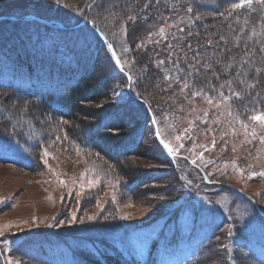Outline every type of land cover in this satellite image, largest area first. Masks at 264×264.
Returning a JSON list of instances; mask_svg holds the SVG:
<instances>
[{
    "label": "rangeland",
    "instance_id": "obj_1",
    "mask_svg": "<svg viewBox=\"0 0 264 264\" xmlns=\"http://www.w3.org/2000/svg\"><path fill=\"white\" fill-rule=\"evenodd\" d=\"M204 4L205 0H0V13L5 6L46 15V22L67 17L71 21L75 19V23H83L78 31L70 34L59 35L30 25L22 26L19 32L25 46L39 56L48 54L58 63L67 61L69 56H74L75 62L78 58H83L84 63L91 59L104 75L114 76L109 101H105L101 110L110 112L118 107L115 116L124 120L130 118L132 125L129 128L124 123L122 134L137 127L144 138L134 155L122 158L126 162L124 170L130 174V169L135 168L137 174L156 179L143 188L125 193V185L131 180H126L115 169L120 164L113 165L82 147L85 141L80 136L76 147L67 135L45 144L41 153L48 151L47 165L41 153L35 154L33 160L36 159L37 164L32 171L0 164V230L4 231L0 236V264H40L27 258L22 249L25 245L35 244L38 253L45 256L47 249L37 244H76L77 250L78 243L92 240L98 243L102 240L103 244L115 242L128 254V264H138L144 262L145 246L172 240L175 235L180 236V241L174 239L170 245H155V252H160L158 264H180L172 258L179 253L185 255V250L194 251L197 244L198 250L207 240L202 255L192 264H259L254 254L260 258L264 251L253 252L251 247L254 243H264V175H261L264 173V144L250 133L254 126L257 137L264 134V130L253 125L249 116L257 108L264 111V101L252 103L232 98L233 115L229 116L226 109L217 110L202 97L191 98V90L196 88H205L210 96L214 95L205 84L210 78H213V87L225 81L222 78L228 57L237 54L244 42L238 39L244 37L239 28L245 16H254L256 12L240 9L231 16L220 14L208 23L206 18L212 15L207 12L187 11L191 5ZM128 16L135 19L129 21ZM197 16L201 18L196 19ZM85 19L97 22L110 32L119 61L133 75L131 81L123 82L121 74L113 70V64L105 59L104 50ZM60 21L68 26L66 19ZM161 27L163 34L159 33ZM217 27L222 32L228 30L225 49L230 51L221 50V63L216 68L205 69L202 65L210 64L211 49L219 47L220 34L212 37L218 32L214 33ZM250 27L251 24L245 26V31L249 32ZM38 31L47 40L55 34L56 40L68 39L67 55L63 51L50 52L49 40L47 44H39L41 47L37 45ZM254 41L255 38L248 43L257 46ZM16 45L10 44L8 48L12 50ZM16 50L23 51L18 46ZM20 55L16 64H26V56ZM160 61L164 63L161 65ZM11 62H6L3 69L13 71ZM190 71L195 75L186 79L194 88L185 89L182 94L179 77ZM165 75L170 78L165 80ZM0 80L28 90L54 89L23 75L16 77L0 72ZM102 87V84L97 86ZM223 91L231 97L228 88ZM194 108L197 111H193ZM204 109L209 113L206 117ZM148 111L154 118L153 126L146 115ZM237 115L248 125V135L234 119ZM67 131L77 133L74 127ZM156 134L171 145V158L165 156L162 147L155 142ZM177 135L180 140L176 139ZM67 143L72 149L65 146ZM4 144L7 145L0 148L3 159L11 156L19 161L17 156L27 154L26 146L14 142ZM195 166L202 168L214 182L228 183L231 188L216 183L204 185ZM85 172L88 178L96 180L91 187L87 179H81V173ZM109 173L112 175L106 176ZM170 214L175 217L170 219ZM166 223L167 227L162 228ZM130 240L144 250L128 248ZM57 254L60 258L55 260L56 264H70L65 257V247L57 248Z\"/></svg>",
    "mask_w": 264,
    "mask_h": 264
},
{
    "label": "trees",
    "instance_id": "obj_2",
    "mask_svg": "<svg viewBox=\"0 0 264 264\" xmlns=\"http://www.w3.org/2000/svg\"><path fill=\"white\" fill-rule=\"evenodd\" d=\"M230 4L229 0H205V4L202 6H191L194 12H207L212 15V17L206 18V22L211 23L213 22L212 19L219 17L224 9L230 7ZM1 11L0 17L15 16V18H20L22 15L30 12L28 9H7L5 6L1 8ZM256 16L257 13L249 17L250 24L252 22L259 23L258 20H255ZM33 24L29 22L22 23V21L0 20V66L3 67L8 62L4 60L5 57L6 59L12 57L11 50L8 48L9 45L17 44L14 48L17 49L18 46L23 51L20 52L14 49L13 63L15 64H13V69L18 74L24 72L25 75H31L36 82H40L42 85H55L57 89H44L41 92L31 94L30 92L25 93L2 84L0 85V143L14 142L26 146L27 154H21V157L24 160H29L28 164L21 162L16 165L12 162L2 161H0V164H8L17 168L22 166L24 167L23 170L32 171L37 164V160H33V157L35 154L41 153L45 144L54 141L59 136L67 135L70 143L76 147V139L80 136L85 141V144L81 145L82 147L91 150L113 165L120 164L116 165L115 169L126 180L128 178L131 180L130 183L125 185V193L139 189L140 187L143 188L154 180L156 181L151 176L145 177L137 174L135 168L130 169V171L132 170L130 174H127L128 172L124 170L126 162L122 158L134 155L142 143L137 144L135 142V137L132 134L135 131L122 134L121 131L125 128L121 127L122 123L124 121L125 123H131V119L124 120L118 116H112L117 114L118 109L116 108L118 107L113 108L110 112L101 110V107H105V101H109L112 92L111 82L114 76L109 78L104 75L91 59H87L88 61L84 63L83 58H78L76 59L77 62H72V65L64 62L57 64L55 58L50 55L44 54L39 56L29 50L25 46L24 38H21L22 35L19 31L22 26H33ZM218 29V27L214 29V33L218 32L212 35V37H218L220 34L219 47L211 49L210 53V64L211 67L215 68L219 64L216 63V60L219 59L221 61L219 56L221 50L223 51L226 48L229 41L227 39L228 30L222 32ZM36 34L37 45L47 44L46 38L41 37L39 31ZM221 37L225 39L221 40ZM61 42L56 39L51 40L47 44L50 52L56 54L60 50L59 44ZM64 43L65 47H67L68 42L64 40ZM242 43L241 50L236 52L237 54L233 57L238 58L245 50L244 42ZM249 46L254 49L259 47V45L255 46L253 44H249ZM20 54L26 56L28 60L26 64H16L15 61L21 57ZM253 60L256 64L257 62L260 65L264 63V57L259 52L255 54ZM125 70L133 78L132 73L127 67ZM232 76H235V66L230 68L229 72L222 79L226 80ZM212 79L210 78L209 81ZM257 79L259 86L255 89L249 90L246 86H243L246 94L244 102H251L250 97L256 96L257 93H260L264 97V77H258ZM98 84H102L103 87L101 89L97 88ZM205 84L207 88L211 89L213 87L212 82L209 85L208 81H206ZM232 87L240 90L242 86L234 83ZM261 101H264V99L258 102ZM101 116L103 118H100ZM110 117H114L111 119L114 124L108 122ZM65 121L67 123H64ZM71 127L76 129V135H73V132L67 131ZM129 128H132V125ZM114 133L118 134L114 136ZM135 136L138 138L137 134ZM70 143H67L65 146L72 149ZM131 145L137 146L130 148ZM131 149L135 151H130ZM110 174L112 175V173H109L106 176ZM77 229L80 230L81 228ZM85 243V247L80 249V257L82 256L85 262L83 264H128V254L118 250L113 244L109 246L111 252L108 253L107 248L103 247L104 251H101V248L98 247V244L99 246L100 243L101 245L103 244L102 240L100 243L95 240L91 242L85 241ZM22 249L27 256L25 246Z\"/></svg>",
    "mask_w": 264,
    "mask_h": 264
},
{
    "label": "snow or ice",
    "instance_id": "obj_3",
    "mask_svg": "<svg viewBox=\"0 0 264 264\" xmlns=\"http://www.w3.org/2000/svg\"><path fill=\"white\" fill-rule=\"evenodd\" d=\"M253 6H256L255 9ZM240 9H247L249 12L255 11L257 13V16L255 17V20H258L259 23L252 22L251 27L249 28V32L245 31V26H248L250 24V18L248 16H245L243 20V26L239 28L240 33H244V37H238V39H244L245 44V50L242 52V54L237 58L233 56L228 57V63L224 69L225 73L228 72L229 68H233L235 65H239L238 67H235V76L230 77L229 79H226L223 83H220L216 87H212L210 91L214 93V95H209L208 91L205 90V88H196L195 90H191L194 88V85L190 84L189 81L186 79L187 76H194L195 72L190 71L185 74V76L179 77V79L182 81V87L180 88V92L182 94L185 93V89L191 90V98L195 97H202L203 100L211 107H215L217 110L220 109H226L227 114L229 116H232V110H231V104L230 100L232 98H235L236 100H243L246 98V94L244 92V87L246 86L247 89L252 90L255 89L257 86H259L258 77H264V63L261 65H257L253 57L255 56L256 52H259L262 57H264V0H236V2H233L230 4V7L225 10L224 13H221L222 16H231L233 15L237 10ZM188 12H192V8L189 7L187 9ZM201 17L197 16L196 19H200ZM135 19L134 16H128L129 21H133ZM237 24L240 23L239 20L236 21ZM229 28L231 29L232 26L229 25ZM164 28L161 27L159 29V33L163 34ZM253 38H255L254 43L258 44V48H253L249 46V41H253ZM224 37H221V40H224ZM171 47V45H169ZM233 47H235V44H233ZM127 51V49H125ZM223 51L228 52L230 50L223 49ZM161 65L164 63L163 61L159 62ZM216 63H221L219 59L216 60ZM205 69L211 68V64L205 62L202 65ZM174 67L176 65L174 64ZM195 68V66H192ZM215 75V73H213ZM170 77L169 75H165L164 79L168 80ZM217 80L220 79V77H216ZM239 84L242 86L240 90L234 89L232 86L233 84ZM208 84H211V81H208ZM171 86V85H169ZM228 88V90L231 92V97L225 94L223 89ZM252 103H258L259 100L264 99V97L261 96L260 93H257L256 96L250 97ZM191 102V100H190ZM193 111H197V109H192ZM208 110H203V115L206 117L208 116ZM223 111H221V115H223ZM234 119L241 124L242 127L245 128V133H247L248 125L244 124L242 120H240L239 115L235 116ZM249 120L253 122V125H259L261 130H264V111H260L258 108L253 110V114L249 116ZM64 123H67L66 121ZM155 123V121H153ZM189 124H191V121H189ZM111 131V129H110ZM185 132L188 131V129L184 130ZM250 135L255 139L258 138L261 144H264V134L259 135L257 137V131L256 127L254 126L252 128V131ZM59 139V137H58ZM177 140H180L181 137L179 135L176 136ZM213 143H215L213 141ZM3 145H0V148H2ZM164 147L169 150V152H172L173 149L169 146L168 143H164ZM235 150V149H233ZM79 154V152H78ZM49 155L48 151L45 149L41 153V158L44 159L45 164L47 165L46 157ZM195 163V161H193ZM261 175H264V173H261ZM81 179H87V184L89 187L93 186L96 180L92 178L87 177V172L81 173ZM98 179V178H97ZM59 183L64 184L65 181L59 180ZM83 186V185H82ZM79 194V193H78ZM99 206V205H98ZM126 219L127 217H122ZM89 219H92V217H89ZM230 232V229H229ZM4 235V231L0 230V236ZM9 264H12V262H9Z\"/></svg>",
    "mask_w": 264,
    "mask_h": 264
}]
</instances>
